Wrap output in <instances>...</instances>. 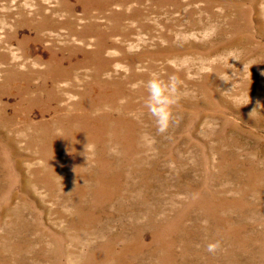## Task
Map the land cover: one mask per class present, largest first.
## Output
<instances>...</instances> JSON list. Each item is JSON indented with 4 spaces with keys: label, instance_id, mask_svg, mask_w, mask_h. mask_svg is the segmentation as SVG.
I'll return each mask as SVG.
<instances>
[{
    "label": "rangeland",
    "instance_id": "rangeland-1",
    "mask_svg": "<svg viewBox=\"0 0 264 264\" xmlns=\"http://www.w3.org/2000/svg\"><path fill=\"white\" fill-rule=\"evenodd\" d=\"M0 264H264V0H0Z\"/></svg>",
    "mask_w": 264,
    "mask_h": 264
},
{
    "label": "clouds",
    "instance_id": "clouds-1",
    "mask_svg": "<svg viewBox=\"0 0 264 264\" xmlns=\"http://www.w3.org/2000/svg\"><path fill=\"white\" fill-rule=\"evenodd\" d=\"M147 87L149 103L146 106L155 121L158 132L163 134L174 122V108L178 103L179 85L175 77H169L167 80L156 77L148 81ZM218 247L219 242L210 243L207 251L215 252Z\"/></svg>",
    "mask_w": 264,
    "mask_h": 264
}]
</instances>
